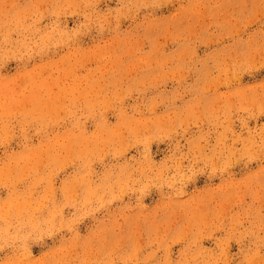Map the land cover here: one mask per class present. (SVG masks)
Masks as SVG:
<instances>
[{
    "label": "rangeland",
    "instance_id": "rangeland-1",
    "mask_svg": "<svg viewBox=\"0 0 264 264\" xmlns=\"http://www.w3.org/2000/svg\"><path fill=\"white\" fill-rule=\"evenodd\" d=\"M0 264H264V0H0Z\"/></svg>",
    "mask_w": 264,
    "mask_h": 264
}]
</instances>
